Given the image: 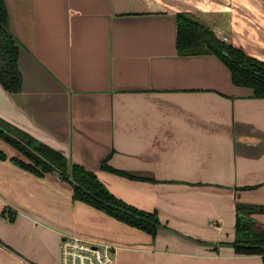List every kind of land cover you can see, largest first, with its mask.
<instances>
[{
    "label": "crops",
    "instance_id": "1",
    "mask_svg": "<svg viewBox=\"0 0 264 264\" xmlns=\"http://www.w3.org/2000/svg\"><path fill=\"white\" fill-rule=\"evenodd\" d=\"M3 3L22 86H0V119L168 230L153 240L75 202L56 176L10 162L18 153L0 138V264H60L66 235L113 246L112 264H264L230 245L236 205L264 207V99L214 55L176 48V14L193 13L264 62V0ZM250 217L264 229V212Z\"/></svg>",
    "mask_w": 264,
    "mask_h": 264
},
{
    "label": "trees",
    "instance_id": "2",
    "mask_svg": "<svg viewBox=\"0 0 264 264\" xmlns=\"http://www.w3.org/2000/svg\"><path fill=\"white\" fill-rule=\"evenodd\" d=\"M176 15V48L180 55H214L229 71L234 86L251 90L255 99H264V62L255 60L241 49L218 39L207 22L199 19L196 14ZM19 47L16 38L9 31L5 3L0 0V86L7 93L14 94L21 90V74L17 68ZM0 138L18 153L9 159L10 162L40 178L46 174L56 176L60 182L70 186L72 200L75 202L80 201L127 227L147 233L153 240L158 230H168L160 223L155 212H143L125 204L110 194L95 174L70 164L63 155L1 119ZM0 159L6 160L7 156L0 152ZM101 168L122 177L136 179L129 173L109 168L105 161ZM235 211V240L230 244L234 252L243 256H263L264 259V229H255L250 217L264 212V207L237 204ZM2 217L12 223L15 212L7 210ZM244 218L246 222L243 224Z\"/></svg>",
    "mask_w": 264,
    "mask_h": 264
},
{
    "label": "built area",
    "instance_id": "3",
    "mask_svg": "<svg viewBox=\"0 0 264 264\" xmlns=\"http://www.w3.org/2000/svg\"><path fill=\"white\" fill-rule=\"evenodd\" d=\"M211 30L220 39V30ZM221 40L226 41L227 38ZM115 249L107 243L94 244L75 235L62 236L59 244L60 264H112Z\"/></svg>",
    "mask_w": 264,
    "mask_h": 264
},
{
    "label": "water",
    "instance_id": "4",
    "mask_svg": "<svg viewBox=\"0 0 264 264\" xmlns=\"http://www.w3.org/2000/svg\"><path fill=\"white\" fill-rule=\"evenodd\" d=\"M246 222V219L244 218L243 220H242V223L244 224ZM196 242H199V243H201V244H204L203 242H200V241H197V240H195Z\"/></svg>",
    "mask_w": 264,
    "mask_h": 264
},
{
    "label": "rangeland",
    "instance_id": "5",
    "mask_svg": "<svg viewBox=\"0 0 264 264\" xmlns=\"http://www.w3.org/2000/svg\"><path fill=\"white\" fill-rule=\"evenodd\" d=\"M6 143V142H5ZM7 144V143H6ZM8 145V144H7ZM255 229H257V230H262V229H259V228H255Z\"/></svg>",
    "mask_w": 264,
    "mask_h": 264
}]
</instances>
